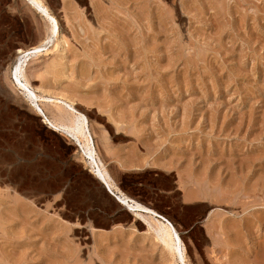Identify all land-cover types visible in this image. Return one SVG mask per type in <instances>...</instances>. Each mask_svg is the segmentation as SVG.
<instances>
[{
	"label": "rangeland",
	"instance_id": "rangeland-1",
	"mask_svg": "<svg viewBox=\"0 0 264 264\" xmlns=\"http://www.w3.org/2000/svg\"><path fill=\"white\" fill-rule=\"evenodd\" d=\"M46 1L55 36L24 0H0V264H181L156 221L114 198L94 225L74 216L82 203L32 193L33 153L62 146L10 77L36 46L34 87L77 101L118 187L176 226L188 264H264V0ZM186 187L207 207L185 206Z\"/></svg>",
	"mask_w": 264,
	"mask_h": 264
},
{
	"label": "bare ground",
	"instance_id": "bare-ground-1",
	"mask_svg": "<svg viewBox=\"0 0 264 264\" xmlns=\"http://www.w3.org/2000/svg\"><path fill=\"white\" fill-rule=\"evenodd\" d=\"M24 2L42 17L52 20L53 25L51 27L50 36H55L60 33L59 23L56 19V16L52 14V10L50 9L46 0H24ZM64 39L65 38L63 37V41L61 40L59 44H55V50L58 51L64 46L66 43V40ZM62 51L64 52L65 49ZM42 52V48L37 46L27 50L21 48L17 50L16 61L10 69V77L14 87L22 92L24 95L23 97L26 98L31 107H33L38 115L43 118L42 121L44 124L48 125L54 131L59 132V134L62 133L66 135L71 140H73L74 143H76L77 147H79L81 155L86 161V164L91 170V173H93V175L99 181H101V183H103L105 188L113 195V197H115L114 199H116L121 204V206H123L129 213L134 214L137 218L149 216L152 220L156 221V239L164 247V249L171 253L176 260L181 262V264H188L187 249L176 226L154 209H151L129 197L117 186L109 170L99 156L94 136L90 129L88 117L75 108L77 101L67 96L63 92H57L59 96H45L39 94L41 91L40 88L34 87L31 80L27 76V67L30 64L32 58L37 57ZM42 91H44V89ZM65 98H68L69 101ZM42 104H53L55 107L57 106L59 110H63L65 107L73 114L71 113V116L67 118L66 116L69 115L70 112L67 115H64L65 112L58 113L56 115L57 117L55 116L56 118L54 117L53 120L46 115L44 109L42 108ZM69 110L65 109V111Z\"/></svg>",
	"mask_w": 264,
	"mask_h": 264
},
{
	"label": "crops",
	"instance_id": "crops-1",
	"mask_svg": "<svg viewBox=\"0 0 264 264\" xmlns=\"http://www.w3.org/2000/svg\"><path fill=\"white\" fill-rule=\"evenodd\" d=\"M46 126L51 130L50 133L61 136L59 138L62 146L57 147L51 144H46L43 147H38V152L33 153V168L34 170H37L40 167L41 173L39 174L38 182H33L31 184L32 193L44 194L47 192L49 195L53 196L56 201L70 200L82 203V205L79 207V213L75 214L74 216L86 218L91 224L99 225L104 223L106 220H112L113 210L111 203L112 198L115 197H113V195L105 188L103 183H101V181H99L93 175V173H91V170L81 155L79 147H77L76 143H74V141L66 135L62 133L59 134V132L54 131L48 125ZM76 152L79 154V158L82 159L85 166L80 160L77 159L75 155ZM37 153L40 155V159H36L35 154ZM25 160L26 163H28L29 158L26 156ZM38 160L41 161L37 163ZM126 170L128 169H125V171ZM165 173L172 174L174 171H165ZM90 176L93 179L89 180L88 178ZM34 177L38 178L37 173H35ZM174 184L175 186L171 190V193L181 190L179 187V181H176V177ZM28 186L29 177L26 176L25 191L27 193H29ZM192 192V190L186 187L185 194L182 196L183 204L185 206L200 205L207 207V204L209 203L207 198H196L191 196V198L188 199L187 195L192 194ZM128 196L135 200L140 199V196L137 193L130 192ZM115 201L121 206V204L116 199ZM107 202L109 204L108 207Z\"/></svg>",
	"mask_w": 264,
	"mask_h": 264
}]
</instances>
